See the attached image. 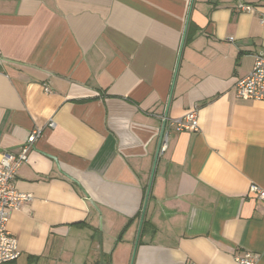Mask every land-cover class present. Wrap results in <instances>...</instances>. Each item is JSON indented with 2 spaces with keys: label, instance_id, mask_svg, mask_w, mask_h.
Here are the masks:
<instances>
[{
  "label": "crops",
  "instance_id": "crops-1",
  "mask_svg": "<svg viewBox=\"0 0 264 264\" xmlns=\"http://www.w3.org/2000/svg\"><path fill=\"white\" fill-rule=\"evenodd\" d=\"M190 2L0 0V155L55 122L14 178L32 199L7 264H264V101L235 96L264 0ZM194 106L198 129L158 149L160 115Z\"/></svg>",
  "mask_w": 264,
  "mask_h": 264
},
{
  "label": "built area",
  "instance_id": "built-area-1",
  "mask_svg": "<svg viewBox=\"0 0 264 264\" xmlns=\"http://www.w3.org/2000/svg\"><path fill=\"white\" fill-rule=\"evenodd\" d=\"M240 10L250 9L249 5H241ZM262 22L263 20L260 19ZM232 39V38H230ZM1 63V59H0ZM235 96L242 99L264 101V53L255 55L251 70L235 82ZM197 106L177 118H169L166 114L160 115L163 130L159 149L165 150L171 129L176 131H194L198 129ZM55 122L48 120L45 127L54 128ZM43 126L33 128L28 134L25 143L16 153L4 152L0 155V264L15 261L19 255L16 237L7 230L10 214L18 210L24 203L32 199L30 193L19 192L14 187V178L21 165L28 161V152L34 142L44 132ZM248 193L257 200L264 201V190L256 184H251ZM258 255L250 250L242 249L234 255L237 264H257Z\"/></svg>",
  "mask_w": 264,
  "mask_h": 264
},
{
  "label": "water",
  "instance_id": "water-1",
  "mask_svg": "<svg viewBox=\"0 0 264 264\" xmlns=\"http://www.w3.org/2000/svg\"><path fill=\"white\" fill-rule=\"evenodd\" d=\"M192 2V0H191ZM190 2V3H191ZM190 8H191V5H190ZM186 28H187V21H186V25L184 27V30H183V36H182V40H181V44H180V48H179V51H178V60L180 58V53L182 51V46H183V42H184V37H185V33H186ZM177 60V61H178ZM177 66H178V63H177ZM162 130H163V125L161 126V131H160V135H159V143H158V149H159V146H160V138H161V134H162ZM158 152V150H157ZM72 179V178H71ZM149 189H150V186H148L147 188V191H146V196H145V199H144V202H143V206H142V212H141V220H140V225L139 227L141 226V223H142V219H143V216H144V211H145V208H146V205H147V199H148V193H149ZM90 203L97 209V205L92 202L90 200Z\"/></svg>",
  "mask_w": 264,
  "mask_h": 264
},
{
  "label": "trees",
  "instance_id": "trees-1",
  "mask_svg": "<svg viewBox=\"0 0 264 264\" xmlns=\"http://www.w3.org/2000/svg\"><path fill=\"white\" fill-rule=\"evenodd\" d=\"M35 259H36L35 256H29V262L27 264H33Z\"/></svg>",
  "mask_w": 264,
  "mask_h": 264
}]
</instances>
